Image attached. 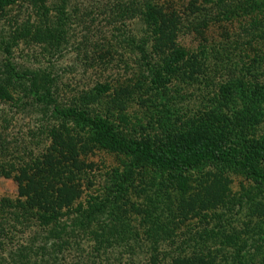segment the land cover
<instances>
[{
	"label": "trees",
	"instance_id": "1",
	"mask_svg": "<svg viewBox=\"0 0 264 264\" xmlns=\"http://www.w3.org/2000/svg\"><path fill=\"white\" fill-rule=\"evenodd\" d=\"M15 1L0 0V12ZM30 4L35 16L33 31L21 25L16 36L29 35L33 41L54 49L61 42L69 18L64 1L51 7L44 0H30ZM115 7L123 16H138L144 26L141 37L129 39L145 71L135 90L115 89L105 94L108 86L99 84L61 106L54 103L50 79L44 72L19 73L8 61L1 65L5 75L0 82V98L11 100L8 88L19 86L39 103L51 105L56 119L71 120L85 130L84 144L119 152L127 161L120 169L107 172L100 193L89 199L93 202L87 200L85 208L80 203L67 208L78 192L73 182L80 168L68 167L63 161L75 153V142L65 125L48 129V152L39 157L31 158V152H26L25 158L22 152L9 162L5 157L9 146L0 138V176L11 177L17 191L15 199L0 197V248L3 241H13L16 228L21 234L31 224L36 229L23 243L12 244L4 255L1 253L0 264H30L31 256L43 254L48 246H59L67 228L91 227L98 242L124 237L129 233L123 214L124 197L136 187L146 196L148 222L162 225L165 236L173 233L170 215L172 219H183L189 212L212 204L207 195H216L215 187L224 171L240 173L251 183L225 204L244 203L264 215V132L259 128L264 120V0H211L208 6L192 5L187 14L188 28L198 29L216 19H245L236 31H225L221 39L200 44L194 50L173 43L180 30V18L162 8L158 0L118 1ZM16 36L7 38L11 43L7 39L0 42V50L6 55L16 43ZM193 92L201 96L190 111L192 104L187 96ZM130 99L144 107L146 117L137 122L135 134L128 136L112 115L117 112L115 117L124 121L119 111ZM205 165L214 169V183L199 188L200 177H194L195 185L188 183L191 172ZM140 169L148 170V175L143 172L141 176ZM64 215H73L68 225L61 221ZM250 230L254 241L250 256H257L254 264H264V218L256 219ZM144 233L148 236L151 230L147 227ZM206 236L213 242L217 239L220 245H238L234 258L241 264V248L247 241L242 240L239 246L236 235L222 231H210ZM38 240L40 244L35 246ZM49 240H56L55 244ZM219 250L202 255L200 248L196 253L192 248L189 256L173 258L170 264H215L214 252Z\"/></svg>",
	"mask_w": 264,
	"mask_h": 264
},
{
	"label": "rangeland",
	"instance_id": "2",
	"mask_svg": "<svg viewBox=\"0 0 264 264\" xmlns=\"http://www.w3.org/2000/svg\"><path fill=\"white\" fill-rule=\"evenodd\" d=\"M60 1L44 0V3L51 7ZM63 1L69 18L61 42L54 49L33 41L29 35L25 37L15 34L21 25L33 31L31 22L35 16L30 0H16L14 4L0 12V42L10 36L17 37L14 41L16 43L10 46L9 54L6 55L0 50V82L5 75L1 65L8 61L19 73L27 74L28 71L39 70L48 75L51 96L54 103L61 106L68 105L83 92L91 89L93 91L99 84L108 86L105 94L112 93L115 89L135 90L139 76L141 73L145 74V71L140 54L136 46L129 43V39L133 38L136 41L141 37L144 26L138 16H123L122 12L116 9L115 2L126 0ZM210 2L211 0H158L162 8L180 18V30L173 41L176 46L194 50L200 44L208 45L221 39L225 31L228 33L236 31L244 23L243 18L216 19L198 29L188 28L186 20L189 18L187 14L190 7L199 4L208 6ZM9 39L7 41L11 43ZM149 41L151 38L148 40V46ZM8 90L12 96L11 100L4 101L5 98H0V138L9 146L5 155L6 160L11 162L13 157L22 152L23 155L31 152V158L39 157L41 153L45 154L51 141L48 129L64 124L69 131L67 134L75 142L73 144L75 153L70 160L67 157L63 161L68 167L80 168V174L73 182L78 195L76 194L66 207L74 208L80 203L82 208H85L87 200L100 193L102 185L107 181V172L113 168L120 169L121 163L127 161L126 157L116 151L92 146L91 143L84 144L85 130H81L71 120L56 119L51 113V105L39 103L31 92L22 90L19 86H10ZM193 93L187 96L188 103L192 104L189 106L190 111H193L201 96V93L199 97L198 92ZM143 109L136 99H130L119 111L124 121L115 117L117 112L113 113L112 119L114 118V121L119 123V128L130 136L137 131V122L146 117ZM259 128L263 133L264 120ZM262 165L264 166V162ZM143 169L138 173L141 176L143 172L148 175V170ZM213 171L211 166L205 165L199 171L191 172L188 183L195 185L194 177H200L199 181L202 183L199 188H205L204 186L214 183L216 179L211 173ZM220 176V184H216L215 187L216 195L212 193L207 195L211 197L210 206L193 210L183 219L177 217L174 220L170 215L169 218L174 221L173 233L170 236L161 233L162 225L154 226L148 222L149 208L146 207V196L138 193L136 187L129 190L124 197L123 214L129 226V233L124 237H112L98 242L99 239L95 240L93 233L90 232L91 227L88 230L67 228V233L62 236L63 242L59 246H48L43 254L31 256L30 264H170L173 258L189 256L192 248L195 253L200 248L202 255L209 250L220 249L219 252H214L215 264H237L234 254L240 247L228 243L220 245L217 239L213 242V239L206 236L210 231L236 235L239 246L242 240L247 241L246 247L241 248L243 258L240 263L254 264L257 256H250L254 252L251 246L254 245V241L250 237V226L256 219L264 218V215H259L258 210L247 208L244 203L234 206L225 204L227 199L236 198L251 183L237 172L224 171ZM0 197L10 199L17 197L16 183L11 177L0 176ZM222 200L223 203H220ZM66 207L64 206L62 210ZM72 216L64 215L61 221L68 225ZM147 227L151 234L145 236L144 230ZM34 230L36 229L33 224L22 230V234L16 228L17 234H14L13 241L10 244L6 240L3 241L5 244L0 248V255L1 253L4 255L12 244L23 243L31 237ZM203 230L206 233H203ZM55 241L49 240L51 244H55ZM38 244L40 240L35 242V246Z\"/></svg>",
	"mask_w": 264,
	"mask_h": 264
}]
</instances>
